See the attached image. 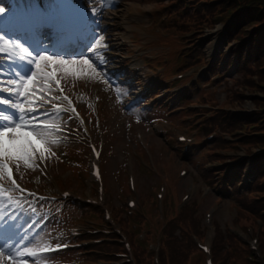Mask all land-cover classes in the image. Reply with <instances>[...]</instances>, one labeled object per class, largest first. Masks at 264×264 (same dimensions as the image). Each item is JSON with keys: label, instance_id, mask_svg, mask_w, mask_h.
I'll list each match as a JSON object with an SVG mask.
<instances>
[{"label": "rangeland", "instance_id": "1", "mask_svg": "<svg viewBox=\"0 0 264 264\" xmlns=\"http://www.w3.org/2000/svg\"><path fill=\"white\" fill-rule=\"evenodd\" d=\"M113 8L111 10H108L105 14V19H109L108 22V28H107V35H112V33L118 34V33H123L125 30L118 28V21L122 19V17H126L128 15V12L133 9H137V11L142 12L141 10L144 9L145 7H148L149 9L152 8V5L148 2H145L144 0H120L119 3L116 5H112ZM146 20V18H144ZM132 23V21H130ZM219 27L216 28V30L211 31V32H206L205 36L211 37V42L208 44L206 48L209 49L207 52V56H211V54L214 56V58L218 59L219 56L223 55V52L229 51V46L226 44V42L222 41L221 36L219 33ZM201 38L199 37L198 40ZM135 43H139L138 36H135V39L133 40ZM209 54V55H208ZM179 59V58H178ZM215 60L211 56V62H214ZM147 64V61H146ZM70 68V65L67 66ZM43 71L45 70L44 65L42 66ZM71 69V68H70ZM203 70H200V73ZM223 71H221L222 73ZM220 73V72H219ZM68 75H71V72L67 73ZM229 76V75H228ZM226 78L228 80L227 76L224 75L223 78H221V81H223ZM143 79L140 78L137 81V84L140 85V83H143ZM227 83V82H226ZM228 86L230 85L229 83L227 84ZM218 86V85H217ZM117 89V88H116ZM195 90L197 88L194 87ZM126 90V89H125ZM223 85L218 86L217 90L215 92L214 98L218 99L219 102H222L224 100L225 94L223 93ZM114 93V97L117 99L123 100L125 102V97L130 98L128 94V90L126 92L122 91H116L115 89H112ZM115 99V100H117ZM155 101V99H154ZM153 101V102H154ZM146 102H152V100H146ZM152 102V103H153ZM169 102L163 101L162 105H168ZM171 104L174 105V102ZM244 108L246 110L252 109L253 105L252 103H244ZM149 108V106H148ZM143 111H146L147 113H144ZM161 110L160 109H154L153 114H150L147 110H140L138 111L135 115H132L128 113V116L125 117L124 114H115L112 116L111 120L108 123V128H107V136L109 139V142L107 144V150L111 152L109 155V160L105 159V161H108L106 166V176L108 179V183L110 185V197L111 199L116 196L117 192V171L120 168L122 158L124 155V152L127 148L129 147H135L133 143H135V135L141 136L143 139L146 140V143L149 144L152 147V152L154 155L158 156V147H159V141L160 138L157 135L156 131L160 130L159 126H152L150 124V116L160 114ZM114 126V128H113ZM158 127V128H154ZM136 136V137H137ZM256 153V151H254ZM243 155V152H240L238 154ZM191 158V157H190ZM190 158L187 160L191 161ZM159 166L160 168L168 166V163L165 159L164 156H160L159 158ZM190 169L192 170V167L195 169V164H192V167L189 166ZM62 168H59V172H61ZM193 172V171H192ZM195 174V172H193ZM191 181H194L197 185L199 183L197 182L196 176L192 175L190 177H186L183 181H180L178 183V190L181 192L186 185ZM248 182V180H246ZM245 180H243L242 183H240V190H247L248 186L250 185L249 183H246ZM155 181H153L150 178H139V183L140 187L142 190L147 191V188H149L151 185L154 184ZM252 182V181H251ZM223 196L224 202H222L220 205L217 206L216 209V227L219 229L223 228V225L225 226V223H228V225H232L236 214L229 208V199L226 193ZM216 196L214 197V199ZM212 202V199L209 201H206L202 207V209H205L210 205ZM73 210L74 208L70 209V218L73 217ZM69 214V213H68ZM194 219L197 218V221L200 222L201 214L200 213H195L194 214ZM196 217V218H195ZM197 221L195 220V223L197 224ZM38 222V221H37ZM247 221L245 222V224ZM37 224V223H36ZM59 221H53L49 222L47 226L41 231L43 234L40 236H35V233L26 238L22 239V237H19L15 240L13 244H10L5 251L0 250V264H48L49 262L46 261L40 254L39 252L37 253L38 249H41L43 247H49L54 244H59L62 243V238H63V227L58 226ZM38 228L36 231H39L43 228L44 224L37 225ZM178 234V233H176ZM28 247L29 251H24V246H29ZM36 250V253H33L32 251Z\"/></svg>", "mask_w": 264, "mask_h": 264}, {"label": "trees", "instance_id": "2", "mask_svg": "<svg viewBox=\"0 0 264 264\" xmlns=\"http://www.w3.org/2000/svg\"><path fill=\"white\" fill-rule=\"evenodd\" d=\"M243 1H246L244 7H246V4L251 3L247 0H239L240 3ZM264 5V0H256ZM240 17V16H239ZM236 19V26L235 30H238L242 24H247L248 21L244 17ZM244 18V19H242ZM258 44V53L264 50V34L260 36ZM252 59L255 60L258 55H251ZM245 70L251 71L252 66H244ZM264 108V101L260 104ZM219 119V116L216 117V120ZM241 122H246L248 125H244L243 129H247L249 127H253L258 129H261L264 127V112L261 114H255L249 117L248 120L245 119H236L234 121L230 122H223V123H215L211 126V128L217 129V126H219L221 129L225 130L227 128H230L233 124L237 125ZM264 129V128H263ZM220 146L227 147L228 145L225 143H222V141H218ZM255 139H244V147L246 149H249L251 146H254ZM263 160L262 158H258L256 163H260V161ZM243 165L234 168V171L232 174H230L227 178V181H229L230 184L233 183L235 178L239 175V173L243 169ZM239 171V172H238ZM226 187H228L226 185ZM264 177L260 179L259 182L255 183L254 187L252 188V191H250L248 194L244 193L243 195L238 194L236 192V189L233 190V192L230 193V198H232L236 204L240 207V211L242 212L241 218L243 220H247L250 222H253L255 218H260L264 221V199L261 198L264 196ZM255 194L258 196V200L255 197ZM194 207H188L186 208L178 217L174 216L168 226V228L162 232V239H163V250L161 253V260L162 264H191L195 263L199 264L202 262V259L197 255L198 252L194 249L193 244H191L189 239V233L191 231H196L198 229L197 224L195 223L194 219V213H193ZM263 212V213H262ZM252 224V223H251ZM178 233V234H176ZM224 235L220 234L217 239L215 240L214 247L216 249L215 251V260L219 264H241L246 263L245 257H246V249L242 247L237 239H231L232 236L229 235V238L224 239ZM230 240V241H229ZM226 242H229V248L225 249ZM150 256V255H149ZM139 260L142 262H145L147 264H150L149 257L146 255V248L143 249L140 248V255L138 256ZM256 264V263H255Z\"/></svg>", "mask_w": 264, "mask_h": 264}, {"label": "snow or ice", "instance_id": "3", "mask_svg": "<svg viewBox=\"0 0 264 264\" xmlns=\"http://www.w3.org/2000/svg\"><path fill=\"white\" fill-rule=\"evenodd\" d=\"M0 12H3V9H0ZM42 21L37 19L36 23L39 24ZM2 39V38H0ZM41 62H47L48 65L52 66V71L44 73V78L48 83H51L53 80H56L57 87L59 88V80L56 79V66L63 67V70L68 73L76 74V71L70 69L66 66L80 64L86 66L87 70L94 71L92 64L89 63L88 59L80 60H69L62 59L58 55H36L30 60V63L35 64L36 70L41 69ZM23 69H21V72ZM80 72H83L84 69H80ZM21 82L23 83V91L17 90V95H28L29 90L33 86L36 80V73L34 72L32 76H27L26 78L21 75ZM15 84L16 80L13 79L10 82ZM47 87V85H45ZM9 91L11 93V88H5L0 84V92ZM9 101L3 98H0V105L8 104ZM15 107L19 108L21 112L24 111L23 107L17 103ZM0 120H9L8 116H5L0 112ZM23 125L17 124L15 127L12 126L10 121L7 125L0 124V157L4 158H13V159H22L25 163H28L31 158L36 155L37 152L41 156L49 151L48 145L55 144L57 141L55 139H49L47 136H42L41 134L35 131H25L23 130ZM45 129L53 130L57 129L58 126L54 124L43 125ZM4 170L7 171V165H4ZM10 178V174H9ZM3 218V217H0Z\"/></svg>", "mask_w": 264, "mask_h": 264}]
</instances>
